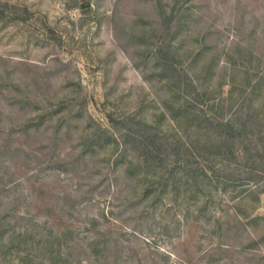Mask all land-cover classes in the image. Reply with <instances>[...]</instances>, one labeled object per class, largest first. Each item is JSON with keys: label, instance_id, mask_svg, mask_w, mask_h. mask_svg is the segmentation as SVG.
I'll return each mask as SVG.
<instances>
[{"label": "rangeland", "instance_id": "374dc122", "mask_svg": "<svg viewBox=\"0 0 264 264\" xmlns=\"http://www.w3.org/2000/svg\"><path fill=\"white\" fill-rule=\"evenodd\" d=\"M26 251L264 264V0H0V264Z\"/></svg>", "mask_w": 264, "mask_h": 264}, {"label": "trees", "instance_id": "16d2710c", "mask_svg": "<svg viewBox=\"0 0 264 264\" xmlns=\"http://www.w3.org/2000/svg\"><path fill=\"white\" fill-rule=\"evenodd\" d=\"M216 123H217V126L221 125L220 128H222L224 130V131H221L219 129H216V133H214V135H213V137L216 140H218V145L217 146L219 147L222 144H225V143H227L229 141V139L231 138V132H232L233 128H232V124H229L228 122H224V123L220 124V122L216 121ZM204 124H206V123H204V122L202 123L201 121H199L197 123L198 127H200V128L203 127V130H204ZM205 127L207 128L206 125H205ZM204 132H205V130H204ZM139 137H140L141 143H142V145L140 147L143 150L142 151L144 153L143 158L145 160H148V161L152 162L154 160L153 159L154 157H156V158L158 157L159 159H163L164 158L163 154L161 153V149L165 148V146L162 147V143L156 141V143L154 145H152L151 143H148L149 140H148L147 135L141 134V135H139ZM166 148H167V150L170 149V151L165 154V156L167 157L165 160H167V161H164V162L168 163V160H171V158L173 156H177V155H176V153L175 154L171 153V150L173 148L172 146L166 147ZM222 151L224 152L223 149H222ZM193 154L195 156H197V154L195 152H193ZM198 154H200V158H203V157H201L202 156V152L201 153L198 152ZM206 154L209 155L208 151H206ZM19 235H21V233H19V232L16 233V236H19ZM28 252L29 251H26L21 256V262H23V264H28V260H30L31 256H33L32 254H30V256H29Z\"/></svg>", "mask_w": 264, "mask_h": 264}]
</instances>
